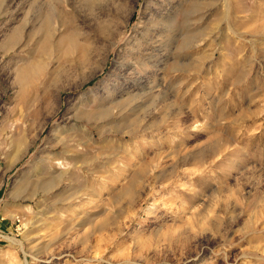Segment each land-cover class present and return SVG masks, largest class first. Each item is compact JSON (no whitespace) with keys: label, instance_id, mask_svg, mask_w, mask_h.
I'll use <instances>...</instances> for the list:
<instances>
[{"label":"rangeland","instance_id":"obj_1","mask_svg":"<svg viewBox=\"0 0 264 264\" xmlns=\"http://www.w3.org/2000/svg\"><path fill=\"white\" fill-rule=\"evenodd\" d=\"M0 264H264V0H0Z\"/></svg>","mask_w":264,"mask_h":264}]
</instances>
